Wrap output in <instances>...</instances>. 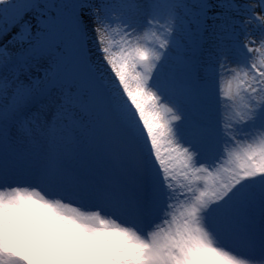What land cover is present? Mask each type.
<instances>
[{"label": "snow or ice", "instance_id": "6c2138e0", "mask_svg": "<svg viewBox=\"0 0 264 264\" xmlns=\"http://www.w3.org/2000/svg\"><path fill=\"white\" fill-rule=\"evenodd\" d=\"M21 238L264 264V0H0V264Z\"/></svg>", "mask_w": 264, "mask_h": 264}, {"label": "clouds", "instance_id": "9594fccd", "mask_svg": "<svg viewBox=\"0 0 264 264\" xmlns=\"http://www.w3.org/2000/svg\"><path fill=\"white\" fill-rule=\"evenodd\" d=\"M56 223L65 233L79 236L80 229L70 220H57ZM68 238L73 239L72 236ZM20 246L28 264H103L101 256L92 247L77 248L75 244H61L59 241L36 244L23 238Z\"/></svg>", "mask_w": 264, "mask_h": 264}]
</instances>
